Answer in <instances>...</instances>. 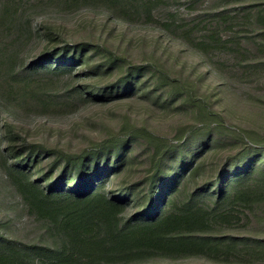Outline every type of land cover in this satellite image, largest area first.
Wrapping results in <instances>:
<instances>
[{
  "label": "trees",
  "instance_id": "trees-1",
  "mask_svg": "<svg viewBox=\"0 0 264 264\" xmlns=\"http://www.w3.org/2000/svg\"><path fill=\"white\" fill-rule=\"evenodd\" d=\"M45 1L50 0H0L1 103L28 101L35 79L76 72L74 78L83 84L74 91L84 102L140 93L162 106L184 98L196 108L202 126L185 139L186 129H181L177 143L124 126L93 148L69 154L19 144L22 137L3 124L7 158L41 234L24 242L0 232V264H264V136L224 125L205 106L196 85L172 79L163 67L152 72L129 66L88 43L58 47L54 29L34 31L23 17L26 6L42 7ZM130 1L82 0L116 12L120 20L127 17ZM249 2L243 23L264 41V0ZM219 19L231 18L220 14ZM35 37L46 40L47 47L28 65L23 54ZM218 38L215 31L200 47L218 48L223 44ZM98 54L108 62L97 63ZM115 70L124 75L104 85ZM146 70L155 84L142 81ZM226 136L236 144L229 154L222 153L220 139ZM140 139L151 147L150 167L133 182L132 143Z\"/></svg>",
  "mask_w": 264,
  "mask_h": 264
},
{
  "label": "rangeland",
  "instance_id": "rangeland-1",
  "mask_svg": "<svg viewBox=\"0 0 264 264\" xmlns=\"http://www.w3.org/2000/svg\"><path fill=\"white\" fill-rule=\"evenodd\" d=\"M250 5L249 0H131L127 17L120 20L115 11L102 5L50 0L42 7L26 6L23 17L31 20L34 31L41 26L54 29L60 38L58 47L88 43L103 50L104 56L125 59L129 66H146L152 72L163 67L172 79L196 85L205 106L219 114L224 125L264 136V48L256 43L264 41L260 32L243 23ZM220 14L231 19L222 21ZM215 31L223 44L200 47ZM46 47V40L35 37L23 54L26 63L35 61ZM104 56L96 55L97 63L106 64ZM120 72L115 70L104 85L120 79L124 75ZM152 72L144 71L142 81L155 84ZM76 75L35 79L38 83L28 101L0 102V225L6 226L0 232L8 238L31 242L39 238L41 226L21 197L7 158L8 143H3L7 138L3 124L11 125L22 137L19 144H39L69 154L93 148L119 134L124 126L145 128L174 143L181 129H186L185 139L202 126L196 108L184 98L175 97L162 106L140 93L84 102L74 91L83 84ZM166 91H162L165 96L169 95ZM220 140L225 143L223 154L235 150L232 138ZM132 144L129 178L136 182L150 167L151 147L143 139Z\"/></svg>",
  "mask_w": 264,
  "mask_h": 264
}]
</instances>
